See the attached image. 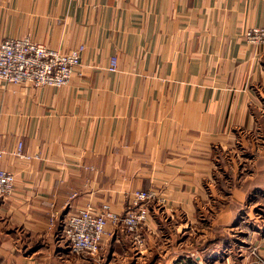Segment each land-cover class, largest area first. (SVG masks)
<instances>
[{
    "label": "crops",
    "instance_id": "obj_1",
    "mask_svg": "<svg viewBox=\"0 0 264 264\" xmlns=\"http://www.w3.org/2000/svg\"><path fill=\"white\" fill-rule=\"evenodd\" d=\"M255 26L264 0H0V41L83 46L63 86L0 81V167L15 177L0 264H264V46L244 39ZM20 141L28 160L13 155ZM243 143L257 147L248 168ZM136 189L167 199L141 243L108 224L98 259L74 257L60 238L70 194L123 213Z\"/></svg>",
    "mask_w": 264,
    "mask_h": 264
},
{
    "label": "built area",
    "instance_id": "obj_2",
    "mask_svg": "<svg viewBox=\"0 0 264 264\" xmlns=\"http://www.w3.org/2000/svg\"><path fill=\"white\" fill-rule=\"evenodd\" d=\"M244 39L253 47L264 45V26L247 28L244 31ZM82 50L81 45L62 52L27 37L3 39L0 41V81L9 84L27 83L35 87L63 86L70 81L79 65ZM107 69L110 72L117 70L116 55L109 57ZM22 146V141L18 142L13 155L28 160L30 156L23 151ZM2 154L0 151V157ZM14 184V174L0 167V198L12 194ZM133 194V208L116 213L108 202L95 205L90 201L74 207L72 201L77 193H71L65 203L67 212L63 217L60 233V238L68 245L70 252L76 256L98 259L101 242L108 234V224L126 229L133 234L136 243L140 244L141 239L136 232L150 216L148 203L154 201L156 194L153 189H136ZM54 220L55 215L50 223L53 224Z\"/></svg>",
    "mask_w": 264,
    "mask_h": 264
},
{
    "label": "rangeland",
    "instance_id": "obj_3",
    "mask_svg": "<svg viewBox=\"0 0 264 264\" xmlns=\"http://www.w3.org/2000/svg\"><path fill=\"white\" fill-rule=\"evenodd\" d=\"M246 42V41H245ZM262 46H264V45H262ZM262 46H259V47H262ZM251 47H253V46H251ZM259 47H253V48H259ZM264 112V111H263ZM258 133H256V132H254V134L252 133H248V135H249V138H253L254 140H256V135H257ZM257 146L259 147L258 148V151H260V166H263L264 167V125H262V126H260V139H258L257 138ZM255 145V147H256V144H254ZM244 143H243V145H242V147L240 146V147H238L237 146V148H238V150H241V151H239V153L240 154H242L243 153V157L245 158V157H248V156H250V155H252V153H253V155H254V157L256 156V154H255V152H256V150H257V147L256 148H254V150H247V147L246 146H244ZM241 148V149H240ZM250 148V147H249ZM244 163H246V167L245 168H248L249 166H250V162H252V160H250V159H244ZM226 175H228V174H226ZM216 178H217V180L218 181H221V182H223L224 181V175H223V173H221V172H219L218 171V173H216ZM226 181L228 182L229 181V179H226ZM260 181H261V178H260ZM229 183V182H228ZM228 188H229V185H226V191L228 190ZM134 191L135 190H133L132 192H131V196H132V202H133V200H134ZM153 191H155V194H156V196H155V198H154V201H152L151 203H148L149 204V207H150V209H151V207L153 206V207H155L156 209H159L161 206H163V205H165V203L167 202V199H166V197H164V196H162L161 194H159L158 192H157V190H155V189H153ZM229 191V190H228ZM227 191V192H228ZM159 197H161V198H163V199H160ZM160 201V202H159ZM260 212H262V214H264V190H260ZM103 203V202H102ZM131 208H133V206L131 207ZM130 209V208H129ZM127 211V210H126ZM125 211V212H126ZM150 215H151V211H150ZM150 217V216H149ZM148 217V218H149ZM141 227V226H140ZM255 252V249H253L252 250V252ZM253 255L254 254H256V253H252ZM73 256H74V254H73ZM256 256V255H255ZM74 257H76V255L74 256ZM78 257V256H77ZM80 257V256H79ZM81 258V257H80ZM95 258V257H94ZM256 260L257 261H259L260 263L262 262V260H260V257L258 256V257H256Z\"/></svg>",
    "mask_w": 264,
    "mask_h": 264
},
{
    "label": "trees",
    "instance_id": "obj_4",
    "mask_svg": "<svg viewBox=\"0 0 264 264\" xmlns=\"http://www.w3.org/2000/svg\"><path fill=\"white\" fill-rule=\"evenodd\" d=\"M221 163V162H220Z\"/></svg>",
    "mask_w": 264,
    "mask_h": 264
}]
</instances>
